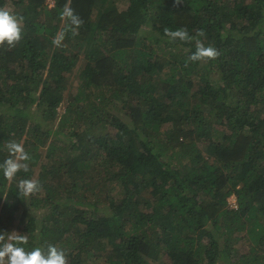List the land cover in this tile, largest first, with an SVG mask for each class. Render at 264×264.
<instances>
[{
    "label": "trees",
    "instance_id": "16d2710c",
    "mask_svg": "<svg viewBox=\"0 0 264 264\" xmlns=\"http://www.w3.org/2000/svg\"><path fill=\"white\" fill-rule=\"evenodd\" d=\"M129 1L0 0L24 16L0 47V161L22 143L17 179L42 185L0 177V231L67 264H264V0ZM65 5L83 23L56 47ZM198 43L219 55L191 60Z\"/></svg>",
    "mask_w": 264,
    "mask_h": 264
},
{
    "label": "clouds",
    "instance_id": "9594fccd",
    "mask_svg": "<svg viewBox=\"0 0 264 264\" xmlns=\"http://www.w3.org/2000/svg\"><path fill=\"white\" fill-rule=\"evenodd\" d=\"M52 6L54 5H49V7ZM60 16L61 18H66L68 24L65 30H61L54 36L52 43L56 47L62 46L66 30H71L75 34L83 23L80 16L69 5L64 6ZM23 22V15L0 6V47L11 48L21 42L23 38ZM165 34L173 40L189 39V34L184 29L175 31L165 29ZM218 55L219 52L214 47H205L203 43H198L197 50L191 54L190 59L193 61L201 60L204 57L214 59ZM3 147L7 149L9 155L0 161V177L8 182L16 181L17 196L21 199L38 193L42 187L38 179H17L20 172L27 173L29 171V162L32 160L24 145L15 140H9ZM231 196L235 200V196ZM4 232H15L16 235L10 234L5 237L3 235ZM27 243L28 237L21 234V232L15 230L0 231V264H67V253L64 248L48 244L46 248L37 246L29 250L25 247Z\"/></svg>",
    "mask_w": 264,
    "mask_h": 264
},
{
    "label": "rangeland",
    "instance_id": "374dc122",
    "mask_svg": "<svg viewBox=\"0 0 264 264\" xmlns=\"http://www.w3.org/2000/svg\"><path fill=\"white\" fill-rule=\"evenodd\" d=\"M117 3H118V7L120 10H124L126 9L129 5H130V1L129 0H117ZM10 5H6L5 7L6 8H9ZM86 65V61L83 59L77 63L76 67H82V66H85ZM45 76V75H44ZM78 85V81L75 79V77L73 75H71L68 79V85L65 86L64 90H63V100L62 102L60 103L57 111H59V113H63L64 112V109H65V105L68 103L69 100H71V98L68 96H75V94L77 93V86ZM68 96V97H67ZM80 101V100H79ZM81 103V102H80ZM84 128H89L87 127V125L84 126ZM91 130H94V134L97 135V134H102L105 132V129L101 128L99 125H97L96 127H93V128H89ZM60 138H62L61 140L65 141L66 138H64L62 136V134H60ZM109 189V187H107ZM114 196L116 197L115 199L118 198V195L117 194H114ZM228 201L230 202V205L231 207H235V200H234V197L233 196H230L228 197ZM28 205V204H27ZM28 207V206H27ZM37 207H34V205L32 204H29V207L28 209L33 211L34 209H36ZM15 231H18L20 230V228H15L13 229ZM12 235H16L15 232H12ZM247 245L248 243L247 242H242L241 244H238L237 245V248L241 251V252H244L247 250Z\"/></svg>",
    "mask_w": 264,
    "mask_h": 264
},
{
    "label": "built area",
    "instance_id": "2783aa9c",
    "mask_svg": "<svg viewBox=\"0 0 264 264\" xmlns=\"http://www.w3.org/2000/svg\"><path fill=\"white\" fill-rule=\"evenodd\" d=\"M55 0H46L48 5H54ZM235 202V201H234Z\"/></svg>",
    "mask_w": 264,
    "mask_h": 264
}]
</instances>
